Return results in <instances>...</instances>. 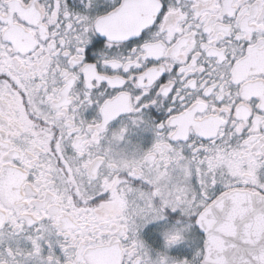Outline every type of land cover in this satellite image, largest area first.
Masks as SVG:
<instances>
[{
  "label": "snow or ice",
  "instance_id": "obj_1",
  "mask_svg": "<svg viewBox=\"0 0 264 264\" xmlns=\"http://www.w3.org/2000/svg\"><path fill=\"white\" fill-rule=\"evenodd\" d=\"M0 264H264V0H0Z\"/></svg>",
  "mask_w": 264,
  "mask_h": 264
}]
</instances>
